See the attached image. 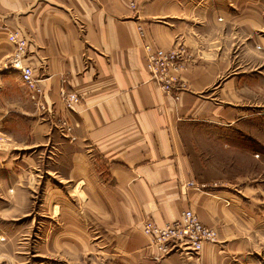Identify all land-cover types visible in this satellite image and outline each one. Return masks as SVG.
<instances>
[{
  "label": "crops",
  "instance_id": "crops-1",
  "mask_svg": "<svg viewBox=\"0 0 264 264\" xmlns=\"http://www.w3.org/2000/svg\"><path fill=\"white\" fill-rule=\"evenodd\" d=\"M140 23L158 46L187 47L179 97L151 80ZM237 26L193 0H0V140L10 143L0 171L32 168L33 152L58 134L72 151L64 180L81 185L122 253L157 256L144 221L174 222L188 209L218 240L239 236L264 219V84L236 66ZM13 32L28 41L45 109L7 66ZM63 91L80 95L75 110Z\"/></svg>",
  "mask_w": 264,
  "mask_h": 264
},
{
  "label": "rangeland",
  "instance_id": "rangeland-1",
  "mask_svg": "<svg viewBox=\"0 0 264 264\" xmlns=\"http://www.w3.org/2000/svg\"><path fill=\"white\" fill-rule=\"evenodd\" d=\"M193 1L207 12L214 8L224 20L238 25L236 41L232 46L228 43L234 47L236 66L251 70L256 82L264 84V0ZM52 138L47 148L33 152L36 163L32 168L24 163L16 172L11 162L2 165L0 264H264L261 217L249 227L243 223L239 236L219 239L201 252L181 249L157 256L142 252L141 258L122 253L110 237L102 236L81 185L64 180L72 158L65 137ZM9 147V142L0 140L1 150Z\"/></svg>",
  "mask_w": 264,
  "mask_h": 264
},
{
  "label": "built area",
  "instance_id": "built-area-1",
  "mask_svg": "<svg viewBox=\"0 0 264 264\" xmlns=\"http://www.w3.org/2000/svg\"><path fill=\"white\" fill-rule=\"evenodd\" d=\"M135 7V3H131ZM139 17V16H138ZM138 33L144 42L146 68L150 73L151 80L158 83L162 90L169 95L179 97V94L188 87L182 80L181 74L190 63V55L187 47L178 44L171 49L158 46L149 39L148 31L142 23L138 24ZM9 41L15 48L12 56L8 59L7 66L18 70L22 81L29 92V97L37 106L45 109L41 103L44 91L40 87L33 72V67L25 64V56L29 47L28 41L19 32H13ZM62 98L69 110H75L81 97L75 92H62ZM199 189L204 185L195 182L190 183ZM182 216L174 222L157 224L153 219H146L142 225L144 235L158 249L159 255H170L181 249H193L201 252L207 244L218 243V232L215 228L205 225L192 209L182 212Z\"/></svg>",
  "mask_w": 264,
  "mask_h": 264
}]
</instances>
